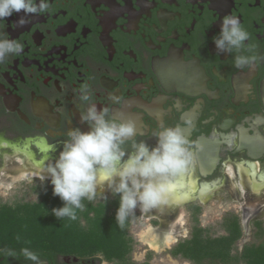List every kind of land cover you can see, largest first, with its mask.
Listing matches in <instances>:
<instances>
[{"label": "flooded vegetation", "instance_id": "obj_1", "mask_svg": "<svg viewBox=\"0 0 264 264\" xmlns=\"http://www.w3.org/2000/svg\"><path fill=\"white\" fill-rule=\"evenodd\" d=\"M19 15L7 18L3 29L23 52L0 63V213L24 211L52 190L50 180L42 184L39 176L9 179L22 169L25 155L18 153L12 162L6 156L18 149L32 153L35 162H54L68 130H90L80 122L88 105L77 99L80 86L89 83L92 103L106 108L108 119L134 122L136 141L154 147L153 133L164 127L180 128L188 140L193 163L179 179L187 186L180 194L192 197L181 209L189 215V234L195 218L198 227L210 230L200 219L220 199L236 206L220 226L235 216L244 231L249 214L241 210L239 170L250 182H264V60L237 69V53L218 54L212 38L226 16H236L255 45L240 54L264 57V0H51L48 12L23 26ZM191 178L194 190L188 187ZM227 178L234 194L224 187ZM202 192L213 194L203 202ZM112 198L106 187L93 203ZM259 214L248 221L251 230L255 222L264 229ZM133 215L130 226L144 220L139 208ZM152 221L161 227L159 219ZM16 254L0 253V264H31ZM55 259L111 264L100 256Z\"/></svg>", "mask_w": 264, "mask_h": 264}, {"label": "clouds", "instance_id": "obj_2", "mask_svg": "<svg viewBox=\"0 0 264 264\" xmlns=\"http://www.w3.org/2000/svg\"><path fill=\"white\" fill-rule=\"evenodd\" d=\"M50 3L51 0H0V63L23 52V45L9 39L3 30L7 18L22 13L17 23L23 26L31 16L48 12ZM212 39L218 54L237 53L234 58L237 69L264 60L257 55L240 54L242 50L252 52L255 45L249 42L250 34L236 16H226L219 34ZM78 91L77 99L88 105L81 112L80 122L86 123L90 130L83 132L79 127L68 130L58 158L48 162L44 174L38 178L42 184L50 180L53 195L63 202L51 214L57 220L76 221L77 212L85 209L83 201L97 199L98 174H102L107 189L119 197L115 221L122 229L137 208L147 213L167 203L170 179L184 173L193 163L189 142L178 127H164L154 132V147L145 141H136L134 122L108 119V110H98L92 103L89 83L82 84ZM0 253L9 257L17 255L11 249H0ZM20 255L31 264H43L40 255L29 247L22 248Z\"/></svg>", "mask_w": 264, "mask_h": 264}, {"label": "trees", "instance_id": "obj_3", "mask_svg": "<svg viewBox=\"0 0 264 264\" xmlns=\"http://www.w3.org/2000/svg\"><path fill=\"white\" fill-rule=\"evenodd\" d=\"M83 203L85 209L77 212L76 221L57 220L51 210L62 207L63 202L53 195V190H45L43 199L24 211L0 213V248L20 252L29 247L50 264H56L57 255L79 259L100 256L111 264H135L130 259L134 241L129 234L134 215L129 216L122 229L117 226L115 214L119 197L99 203L84 200ZM194 222L190 237L170 250L173 258L192 264H264V229L259 222L253 227L255 242L243 245L240 253H234L242 239L235 216L225 217L221 226L225 234L217 237L210 236L208 229L198 227L196 218Z\"/></svg>", "mask_w": 264, "mask_h": 264}, {"label": "bare ground", "instance_id": "obj_4", "mask_svg": "<svg viewBox=\"0 0 264 264\" xmlns=\"http://www.w3.org/2000/svg\"><path fill=\"white\" fill-rule=\"evenodd\" d=\"M18 153H23L25 155L24 166L22 169L18 170V172L10 173L8 175L9 179H28L31 176H40L41 174H44V169L46 167V164H44L45 162H35L33 160V155L30 152H21L18 149H14L13 155L8 157L6 156L7 161H14L17 158ZM5 173L6 172H3V174ZM239 175V184L244 193V200L241 202V210L243 213H246L250 210L252 211V213L248 216L245 215L243 219L244 232L245 235L248 236V221L259 214V212L264 208V182L259 184L250 182L242 169L239 170ZM179 177L180 174L176 175L175 183L169 182L170 195L168 196V201L166 204L161 205L157 209H153L147 213L143 212L144 220L148 221L150 218L154 217L159 219L161 223L160 228L153 229L148 227L147 229L140 232L137 236L138 241L141 244L156 253H162L175 242V238L173 236L175 230L174 227H172L173 221H175L178 216H180L182 205H184L189 200H192V197L187 191L180 194L181 189H184L187 186L179 179ZM97 183L99 185L98 192L103 191L107 187L102 174H98ZM188 187H190L191 190L195 189L194 178L190 179ZM224 187L227 188L231 193H235V185L229 178L226 179ZM212 194L213 193L210 192H202V201L207 202L212 197ZM161 229H164L163 233L159 232ZM181 235L184 236L185 232H183ZM173 264L176 263L173 262Z\"/></svg>", "mask_w": 264, "mask_h": 264}, {"label": "rangeland", "instance_id": "obj_5", "mask_svg": "<svg viewBox=\"0 0 264 264\" xmlns=\"http://www.w3.org/2000/svg\"><path fill=\"white\" fill-rule=\"evenodd\" d=\"M233 209H236V206H228L222 199L218 200L217 202L213 201L207 208H204V217L200 219V225L202 227L210 228L208 232L210 236H221L225 234L222 227L220 226L221 219L224 215H226L227 212H233ZM248 214H250V211H247V215ZM257 217L259 220H262L264 225V210L261 211ZM154 224L155 223L153 221L148 222L146 220H142L141 218H136L134 221H132L129 230V234L134 241V248L130 254L131 261L135 264H143L145 262L148 264H173V262L176 264H192L179 257L173 258L170 256L169 251L174 244L170 245V247L164 250L162 253H156L138 241L137 236L143 230L147 229L148 227L158 229L154 226ZM158 226L160 225L158 224ZM172 227H174L175 230L173 236L176 238V240L182 241L183 239L189 238L191 224L189 222L188 212L185 210L181 211L180 216H178V218L173 221ZM251 229L252 228H249L248 236L245 235L244 231L242 232V239L237 243L234 253H240L244 244L255 242V239H253L254 230ZM163 231L164 229H161V231L159 230L160 233H163ZM183 232H185L184 236L181 235Z\"/></svg>", "mask_w": 264, "mask_h": 264}]
</instances>
